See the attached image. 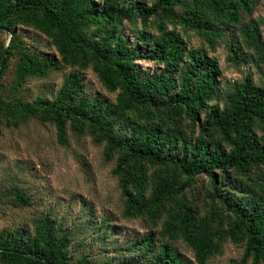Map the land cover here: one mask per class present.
Returning <instances> with one entry per match:
<instances>
[{"label": "trees", "instance_id": "1", "mask_svg": "<svg viewBox=\"0 0 264 264\" xmlns=\"http://www.w3.org/2000/svg\"><path fill=\"white\" fill-rule=\"evenodd\" d=\"M258 2L0 0V137L30 121L52 126L62 147L88 136L114 163L122 215L159 227L115 245L86 226L104 250L77 255L80 235L41 212L0 230V264H189L175 242L196 264L226 243L242 247L236 264L264 263V72L259 83L246 73L221 84L209 55L224 43L233 66L261 70L264 19L244 22ZM23 29L43 36L57 57L29 44ZM87 71L113 99L85 89ZM59 72L56 92L25 96L30 81ZM2 190L13 207L32 206L18 185Z\"/></svg>", "mask_w": 264, "mask_h": 264}, {"label": "rangeland", "instance_id": "2", "mask_svg": "<svg viewBox=\"0 0 264 264\" xmlns=\"http://www.w3.org/2000/svg\"><path fill=\"white\" fill-rule=\"evenodd\" d=\"M146 1L150 4V0ZM250 19H264V0H259L253 13L244 22ZM260 30L264 35L262 27ZM19 32L38 50L57 57L43 36L30 30L23 29ZM232 35V30L227 32V38ZM191 36L187 35L186 38ZM189 44L197 47L201 40L191 37ZM209 55L216 58L222 70L221 84L241 80L246 73H251L254 81L259 83L260 73L264 72V66H261L260 71L254 65L233 66L227 60L228 51L224 43L214 52H209ZM148 67V63L141 65V68ZM62 75L63 72H59L45 80L30 81L25 96L33 98L41 93L49 95L56 92L61 85ZM82 76L88 92L114 98V95L101 88L90 71ZM102 153L103 147L93 145L88 136L78 139L69 137L66 147L59 146L53 127L35 121L18 129L4 130L0 137V230L29 225L39 213H49L56 222L62 223L63 228L80 235L72 247L77 248L78 242H84V246H79L77 255L85 251L94 255L104 250L97 244L96 238L83 234L86 226L90 227L91 232L101 229V232L110 235L109 243L115 245L135 242L149 231L157 233L159 227L153 228L141 219H127L122 215L121 193L117 179L111 173L114 163H105ZM10 183L18 185L30 196L31 207L15 208L11 205L6 190H2ZM196 202L199 211H204L205 206L200 198ZM172 245L189 264H196L191 250L182 242ZM241 256L242 247L226 243L221 254L205 264H236Z\"/></svg>", "mask_w": 264, "mask_h": 264}, {"label": "water", "instance_id": "3", "mask_svg": "<svg viewBox=\"0 0 264 264\" xmlns=\"http://www.w3.org/2000/svg\"><path fill=\"white\" fill-rule=\"evenodd\" d=\"M5 57H6V50H5L4 54H3V57H2V60H1V63H0V73H1L4 61H5Z\"/></svg>", "mask_w": 264, "mask_h": 264}]
</instances>
